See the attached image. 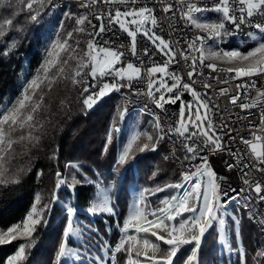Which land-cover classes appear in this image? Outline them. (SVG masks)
I'll return each mask as SVG.
<instances>
[{"label":"snow or ice","instance_id":"snow-or-ice-1","mask_svg":"<svg viewBox=\"0 0 264 264\" xmlns=\"http://www.w3.org/2000/svg\"><path fill=\"white\" fill-rule=\"evenodd\" d=\"M46 0H21L23 8L30 13L27 19L37 21L40 15V9H34V5L39 3L41 8ZM107 5L122 4L124 8L116 7L114 10H107L103 15L90 18L87 13H81L75 18L76 27L72 31H66L64 39H57L51 44L50 50L36 71L35 75L25 80L21 86L20 94L14 98H0V185L7 186L9 183H19V172L9 176V164L15 154L14 144L21 143L30 146L38 143L40 136L36 133L44 128V121L39 114L44 105L45 93L41 85L46 83L48 91L58 80L70 79L73 85H84L81 89V95L87 94L82 103L86 110H90L103 97L112 91L119 92L122 88H133L134 82L141 80V68L128 62L123 66L121 58L130 54L136 57L140 65L144 64V58L151 59L148 47L143 49L142 56L137 51V37L142 35L146 37L155 52L163 57H167L163 64L153 65L146 70L147 83L146 95L151 98L155 108L166 112L165 105L183 106L177 109V119L168 124L165 129L161 123V118L156 113H151L150 123L156 129V134L150 135L147 132L136 133L121 146L117 163L123 165L127 163L132 153L133 145L143 135L146 142L142 146L138 145V150L155 151L157 146L165 141L167 137L173 143L179 139L180 147L184 150L183 161L189 163L197 161L195 172L189 169L181 174L180 180L158 184L153 188H144L139 194L137 200L129 206L126 217L119 227V235L114 244H103L107 249L108 261L103 256H98L92 261V264H112L116 261L117 254L124 253V264H174V258L184 246L191 245L188 249L187 264H200L198 253L200 251L203 239L210 230H215L221 243H227L226 234L229 229L233 234L237 233L241 220L238 213L241 208L248 213L250 220H256L258 223H264V213L253 211L251 205L264 202V183L256 180H249L251 170L255 169L264 173V148L257 142L264 143V138L259 135L254 136L256 142H251L245 137L241 141L249 145L251 153L247 162H240V156L233 152L231 148H225L227 141L218 134L219 129L215 122L209 117L210 100L208 93H200L195 90L197 83L195 76L203 75L197 71L198 66L208 67L212 71H223L217 69L214 63L204 64L205 59L225 60L226 62H240L239 67L229 68L228 72H235L236 78L256 77L264 78V0H214L211 5H201L196 0H178L181 5L175 8L173 4H166L165 13H171L175 20L176 12H179V18L184 25L191 29L198 30L193 32L190 38H185L186 49H182L180 55L185 61L191 59L188 71V82H182L176 70L169 71V65L178 63L177 54L171 47L170 42L157 35L154 28L157 26V18L154 15L153 7H150L151 0L147 3H140V0H101ZM98 3V0H86L81 3L82 8H90ZM11 7V5H9ZM23 11V9H21ZM34 11V14H32ZM205 12H214L215 18L203 17ZM19 13L14 12L12 18H6L0 21V37H3L14 22L18 24L15 17ZM65 15H71L66 13ZM107 18V24H105ZM93 19L99 21V27L93 23ZM89 27H85V24ZM118 26V30L126 33L127 45H121L125 51L100 46L97 37ZM243 27L252 31L246 33L248 40L243 41L247 44L252 41L246 51L238 49L213 50V46L223 42L225 37H230L241 31ZM73 33H86L89 36L86 49L77 52L80 40L77 37L73 43ZM203 33V34H201ZM211 42V43H209ZM108 42L105 41V44ZM15 48V43L11 45ZM9 45L5 43L4 48L0 49V56L10 55ZM61 53H66L62 58ZM189 53H192L189 56ZM75 61V66L71 74L66 73V66L70 61ZM246 62V63H245ZM120 64V67L117 65ZM55 69V72H53ZM87 70V71H85ZM156 74H160L157 79H153ZM104 78H111L110 82H104ZM215 79V77H213ZM91 81V82H90ZM171 81V83H169ZM225 83L227 81H224ZM256 80H249L237 85L238 92L231 97V103L237 104L241 95L249 96L251 89L257 88ZM99 85V86H98ZM205 89L211 85L203 82ZM90 89H96L90 91ZM137 89V94H141ZM40 92L38 95L37 93ZM159 93V96L156 95ZM227 93V89H222L220 94ZM186 94H190L192 100L184 99ZM63 104V101L61 102ZM264 104V84L257 90L255 98H250L249 102L241 101L239 107L241 110H250ZM260 121L264 124V108H261ZM226 125L220 128L226 129ZM250 127H258L250 121ZM113 131H120L113 128L106 134L104 152L108 151V146L113 143ZM230 139L228 131L224 132ZM227 151L235 156L238 161L236 164L229 163L228 170L234 167L242 173L240 179L243 184L240 189L232 185L223 187L221 180L226 177L218 176L210 163V156L220 155ZM175 149L171 156L165 155L168 160L174 157ZM55 157V153L53 154ZM174 162L181 163L179 157H175ZM183 166V165H182ZM66 167L78 169L77 164H66ZM247 169V170H246ZM42 175V173H39ZM153 178L156 172L152 173ZM71 184L66 183V177L60 171L55 173L54 191L50 198L45 202L42 196L37 193L34 196L33 203L29 211L21 221L0 229V245L11 243L14 240H25L26 243L18 245L16 252L7 258L5 264H18L25 261L26 248L32 246L35 240V233L38 227H47L50 224L49 213L52 212V205L58 199V192L62 186L72 187L81 182L75 176L71 177ZM192 187L183 191L187 184ZM98 191L96 199L90 202L86 209L89 214H108L115 215L114 204L108 190L101 188L97 184ZM170 189L181 190L183 195L177 197L168 195L160 200L159 204L153 206L147 197L156 195L160 192H166ZM251 190L255 196L247 195ZM241 198L245 204L237 206L229 212L233 203ZM79 209L74 205L63 208V216L60 219L58 228L60 229V242L58 250L54 257V264H66L70 256L76 255V251L71 247L72 239L83 237L85 232L92 229L85 228L77 219ZM187 213L188 215H184ZM259 217V219H258ZM227 218V219H226ZM144 233L146 235L141 236ZM148 236L155 237L156 241H162L167 248H162L160 244L152 242ZM91 247V245H89ZM238 264H264V245H258L254 250L251 261L247 259L248 253L241 246L238 251Z\"/></svg>","mask_w":264,"mask_h":264},{"label":"trees","instance_id":"trees-1","mask_svg":"<svg viewBox=\"0 0 264 264\" xmlns=\"http://www.w3.org/2000/svg\"><path fill=\"white\" fill-rule=\"evenodd\" d=\"M34 9H40V15L35 22L27 19L30 13L23 8L21 0H0V21L12 18L14 12L19 13L15 17L18 24L14 22V26L10 27L3 37H0V49H3L7 43L11 53L8 56H0V98L17 97L25 80L35 75L44 60L49 37L59 23V17L54 19L46 4L41 8L37 3ZM62 9L74 15L81 14L75 3L66 4L60 10ZM67 25L70 30L74 28L72 22H68ZM13 43H15L14 49L11 48ZM80 89V86L75 87L73 91L67 93L63 112H59L52 118L47 128L39 135L38 143L30 146L21 143L14 144L15 154L8 166V174L11 176L19 172V183L0 185V229H6L25 217L35 194L44 191L47 194V202L54 191L57 171L64 174L70 170L77 180L84 181L86 178L91 181V183L76 184L74 194L75 203L79 209L78 214L82 219L79 223L92 229L86 232L87 240L84 249L87 257L85 260H79L76 255L71 256L66 264H92L98 256H103L104 260L108 261L107 249L102 247V243L114 244L116 242L119 227L132 202L131 188H137L140 193L144 188H153L158 184L168 183L167 179H170L172 174L175 175V180L176 175L181 178L178 166L171 159L169 161V159L162 158L161 155L167 152V146L163 142L157 146L155 151L140 152L130 157L127 163L120 165L117 161L123 131L120 135L117 131H113V143L108 146V151L105 153L106 134L122 123L120 119L122 112L118 115L117 111L124 108L123 103L117 95L112 94L109 98L98 102L93 109L86 110L82 101L87 94L81 95ZM68 163L77 164L80 167L77 170L67 168ZM153 172H156L154 178ZM97 184L108 189L114 204L115 215L97 216L84 212L90 202L96 198ZM173 194L174 190L170 189L149 196L147 199L155 206L161 199ZM58 212L59 210L56 209L54 215L50 214L51 230L44 231L42 227L38 230H41L43 236L48 232V239L42 238L34 250L31 261L28 260V264H54V257L60 242L58 241L60 220L54 222L63 216V213ZM243 222L244 219H242ZM247 224L245 228L242 227L238 241L236 237H233V248L239 251L242 246L248 253L247 259L251 261L254 250L258 245H264V240L252 220ZM140 235L146 234L141 233ZM148 238L160 244L162 248L168 247L163 245L162 241H156L155 237L148 236ZM75 241L72 239L70 244L72 248L78 250L79 243ZM20 244L21 240L17 239L0 245V264H5L7 258L16 252ZM45 245L50 249L45 251L42 248ZM191 247V245L184 246L174 258V264H187L186 257L190 254L188 249ZM198 256L200 264H221L223 259L224 264H228L226 255L220 251L219 239L215 230H210L206 234ZM35 257L37 261L34 263ZM123 257L124 253L117 254V259L112 264H124ZM238 261L237 253L236 261H231L230 264H238Z\"/></svg>","mask_w":264,"mask_h":264},{"label":"built area","instance_id":"built-area-1","mask_svg":"<svg viewBox=\"0 0 264 264\" xmlns=\"http://www.w3.org/2000/svg\"><path fill=\"white\" fill-rule=\"evenodd\" d=\"M71 1V0H69ZM82 2H86V0H80ZM148 0H140V3H147ZM197 3L201 5H211L214 0H196ZM45 4L50 8V10H60L62 5V0H46ZM166 4H173L174 10L175 8L181 7L178 3V0H151L150 7L154 9V15L157 18V26L154 28V31L157 35L163 37L167 41L170 42L173 49L177 54L178 63L170 64L169 71L176 70L177 74L180 76L182 82H188L191 84V81L188 79V71L190 70L189 65L191 64V59L185 61L183 56L180 55L182 49H186L187 45L184 42L185 38H190L193 32H197L196 29H191L184 25V22L179 18V12H176L175 20L172 18L171 13H165L164 7ZM116 7L124 8L122 4H113L107 5L98 0V3L92 5L90 8H86V13L91 14V18L103 15L107 10H114ZM211 13V12H205ZM105 24H107V18H105ZM93 23L99 27V21L93 19ZM252 31L246 27L242 26V29L238 33H242L246 35V33ZM203 34V33H201ZM89 39V36L87 35ZM246 38L247 35H246ZM100 46H105L112 49H118L119 51H125L124 47H120L122 44L127 45L129 38H127L126 33H122L118 30V26L110 29L109 31L102 34L100 37L96 38ZM137 51L141 54L143 53V49L148 47L149 53L151 55V59L144 58V64L140 65L137 61L136 57L127 54L125 57L121 58L123 66L126 67L128 62L134 63V65L141 68V80L139 83L134 82V87L122 88L119 92L112 91L109 94H115L117 96H122V102L125 104V111L129 112L133 110L135 107H142L144 109H149L152 111H160L163 119L166 120L167 125L174 122L177 119V108L172 105H165L167 109L166 112H162L160 109L155 108L151 98H149L145 93L146 83H147V75L146 70L153 65V61L157 64H163L164 60L167 57L161 56L159 53L152 55L155 52V48L151 45V42L147 40L146 37L142 35H138L137 37ZM105 41L108 43L105 44ZM211 43V42H209ZM192 53H189L191 56ZM214 63L217 69H223V71H212L208 67L198 66L197 71L203 73V75L195 76L197 83L194 85L195 90L200 93H208V99L210 100V111L209 117L215 122L217 129H219L218 134L224 137V141H227L225 148H231L233 152L237 153L241 160L240 162H247L249 159V154L251 153V149L249 145H245L241 141V137H245L249 139L251 142H256L254 140L253 133L255 135H259L264 138V124L261 123V108H264V104H260L258 107L250 109V110H241L238 106L241 101L249 102L250 98H255L257 95V90L260 89V86L264 84V78L261 76L256 77H243L233 79L235 76V72H228L227 69L230 67L220 63L219 61H212L209 59L204 60V64H212ZM121 65L118 64L117 67ZM160 74H156L153 79H157ZM215 77V79H213ZM111 78H104V82H110ZM249 80H256L257 88L251 89L249 96L241 95L240 100L237 101L236 105L231 103V97L236 95L238 92H242L241 89L237 88V85ZM224 81H227L226 83ZM91 82V81H90ZM203 82H207L211 85L210 88L205 89L203 87ZM84 86V85H83ZM99 86V85H98ZM137 89L142 90L141 94H137ZM222 89H227V93L221 95L220 92ZM96 89H90V91H95ZM159 96V93H156ZM250 121L253 125H257L258 127H250ZM221 125H226V129L220 128ZM228 131L230 136L234 139H230L228 135H224V132ZM164 143L168 148L169 156L173 153L175 149L174 157L170 159H175V157H179L182 161L178 163V169L183 172H187L191 169L192 172H195V165L197 161H193L189 163L188 161H183L184 150L180 147L179 139L173 143L167 137L165 138ZM210 163L213 167L215 173L220 177H226V180H221V184L223 187H228V185H232L236 189H240L242 186L246 187L243 184V180L240 179L242 175L241 172L237 168H233L228 170L227 165L229 163L236 164L238 161L235 156L230 155L227 151L222 152L217 156L209 157ZM247 170V169H246ZM249 180H256L264 183V173L256 171L255 169L251 170V175L247 177ZM247 195L254 197L255 193L251 190L247 192ZM264 195V192H262ZM241 203H245L241 202ZM257 206L258 213H264V202H260L258 204H252ZM235 208V205H233ZM248 214V213H247Z\"/></svg>","mask_w":264,"mask_h":264},{"label":"rangeland","instance_id":"rangeland-1","mask_svg":"<svg viewBox=\"0 0 264 264\" xmlns=\"http://www.w3.org/2000/svg\"><path fill=\"white\" fill-rule=\"evenodd\" d=\"M49 13L54 19H56V17L57 18L59 17V20H58L59 23L57 24L53 34L49 37L48 46L46 48V52L50 50L51 44L54 43L58 38L59 39H64L66 37V31H72L73 30V29H71V30L69 29L70 27H69V25H67L68 22H72L74 24V27H76L74 21H75V18L77 17V15H74L72 13H68V12H66V10H63V9L62 10H55V11L51 10ZM64 13L65 14L68 13V14H71V15H65ZM81 13H84V12L81 11ZM215 16H216V14L214 12H211V13H208V14L207 13H203L202 14V18L203 17L215 18ZM77 37L80 40V45L77 48V52L79 53L83 49H86L87 41H86V39L84 37V33H73V41H70V43H73L74 40ZM246 40H248V38H239V37H236V36L225 37L223 42H220V43H218V45L213 46V50L238 49L240 51H246L247 48L252 43V41H250V40L248 41L247 44L243 43V41H246ZM171 47H172V45H171ZM46 52H45V56H46ZM65 55H66V53H61V57L62 58ZM217 61H219L220 63H222V64H224V65H226V66H228L230 68H235V67H239L240 66V62H238V61L232 62V63L226 62L225 60H217ZM74 66H75V61L74 60L70 61L69 64L66 66V73L70 75L72 69L74 68ZM85 71H87V70H85ZM53 72H55V69H53ZM169 83H171V81H169ZM79 86H80V88L83 87V85H73L71 83L70 79L58 80L52 86L51 91L47 90L46 83L44 85H41V89L45 93L44 105L46 106V107H44L42 109L41 113L39 114L40 118L44 121V125H45L44 128L42 129V131L47 128L48 124L51 122L53 117H55L59 112H63L64 105H65L64 101H66L67 93H69L70 91H73V88L79 87ZM37 94L39 95L40 92H38ZM108 95H110V94H108ZM8 98H11V97H8ZM102 99H105V97H103ZM62 101H63V104L61 103ZM189 101H191V100H189ZM123 111L125 113H128L124 109H118L117 114L119 115ZM150 116L151 115L146 114L145 112H143V110H134V111L130 112L129 119L127 120V122L123 121V124H127V137L125 138V141H126L127 138L132 137L136 133L147 132L148 134L155 136L156 129L150 123V121L152 120V116L151 117ZM116 119H117V116H116ZM132 119H136V120H132ZM146 126H150V130L149 131L147 130L148 127L146 128ZM42 131L36 133V135L39 136L42 133ZM144 142H146V138L143 135H141L140 139L136 142V144L133 145V149H132V153H130V157L140 153V151L138 150V145L142 146V144ZM257 143H259L261 145V147L264 148V143H261V142H257ZM119 149L121 150V147ZM120 150H119V154H120ZM146 151L147 150H145L144 152H146ZM160 151H163V150H160ZM166 154L169 155L168 151L166 152ZM161 156H162V158H164V155H161ZM169 161H170V159H169ZM68 164H72V163H68ZM69 168H71V167H69ZM74 170H77V169H74ZM64 175L66 177V183L67 184H71L72 183L71 177L74 176V175L70 172V170L65 172ZM75 185H74V190H73L72 187H67V188L64 187V186L61 187V189L58 192V199L54 203L55 205L54 204L52 205V209L53 210H52L51 213H49V218H50V214L54 215L56 213V209L59 210L58 213H63V208L65 206L74 205L75 207H77V204L75 203V196H74ZM100 187L107 189L106 187H103V186H100ZM191 187H192V185L189 183V184H187L185 186L183 191H187ZM183 191L178 190L177 191L178 193L175 196L181 197L183 195ZM131 194H132V197H133L134 202H135L137 200L138 194H139L137 188H135V187L131 188ZM40 195L42 196L43 200L46 202L47 194L43 191V192H40ZM134 202L132 201L131 204L134 203ZM241 202H243L242 199H240L238 202L232 204V207L229 208V212H231L232 209L234 208L233 205H235V207L237 206V203L240 206H243L244 203H241ZM56 205H58V206H56ZM84 212L88 213L86 209L84 210ZM243 213H245V214H243ZM89 215H92V214H89ZM101 215H103V214H97V216H101ZM184 215L187 216L188 214L185 213ZM238 215L240 216L241 223H240L239 229L237 230V233L234 235L232 230L229 229L227 231V234H226L227 243H221L219 241L220 251H221V253L226 255L228 264H230L231 261H236V257H237V253H238V249L233 248V237H236V239L238 241L240 239V237H241V229H242V227L245 228L248 225L247 223L249 221H251L249 219V215L243 210V208H241V211L238 213ZM56 218H57V216H56ZM77 219H78L79 222H80V220H82L81 216L79 214L77 215ZM242 219H244L243 223H242ZM59 220H60V218H57V220L54 223L58 222ZM50 223H51V221H50ZM83 226L86 228L85 224H83ZM51 228H52V225H49L47 227H42V229L44 231H49V230H51ZM39 229H40V227L37 228L36 233L34 234L35 235V240L32 242V246L29 247V248H26L25 261L18 262V264H23V263L24 264H28L29 263L28 260L31 259L32 255L34 253V250H36V246L38 245V243L41 242L42 238L44 237L45 240L48 239L47 238L48 237V232L46 233L45 236H43L41 230L38 231ZM59 240H60V235L58 236V241ZM75 240H76L75 242L79 243L78 246H77L78 250L73 248L76 251L77 259L85 260L86 257H87V252L84 249V246L86 245V240H87L86 232L83 234L82 238L75 239ZM21 243H26V241L25 240H21ZM42 248L45 251L50 249V247H48L47 245L42 246ZM33 261L35 263L37 261V258L35 257L33 259ZM221 264H224V259H223V261H221Z\"/></svg>","mask_w":264,"mask_h":264},{"label":"bare ground","instance_id":"bare-ground-1","mask_svg":"<svg viewBox=\"0 0 264 264\" xmlns=\"http://www.w3.org/2000/svg\"><path fill=\"white\" fill-rule=\"evenodd\" d=\"M69 3H75V6L77 7L78 10H81L84 13H86V8H82L80 6L81 5V1L80 0H71V1H69V0H62L61 8L64 7L66 4H69ZM88 15L91 18V14H88ZM85 27H89L87 25V22L85 24ZM233 36H236V37H239V38H246V35H244L242 33H237V34H235ZM84 37H85L86 41H88V38H87V34L86 33H84ZM212 61H217V60H212ZM117 97L122 101V96H117ZM123 106H124V109H125V104L124 103H123ZM134 110H143V112H145L146 114H149V115H151V113H153V112L156 113L157 115L160 116L162 125H164L165 129L167 128V122H166L165 119H163V116H162V114H160V111H152V110H149V109H144L142 107H135L133 110H130L129 112H132ZM171 161L178 166V163L174 162V159H171ZM241 199L244 202V199L243 198H241ZM251 207H252L253 211H256L257 212V206L251 205ZM258 219H259V217H258ZM252 222L258 228V230H259V232H260V234H261V236H262V238L264 240V223H258L256 220H252Z\"/></svg>","mask_w":264,"mask_h":264},{"label":"crops","instance_id":"crops-1","mask_svg":"<svg viewBox=\"0 0 264 264\" xmlns=\"http://www.w3.org/2000/svg\"><path fill=\"white\" fill-rule=\"evenodd\" d=\"M112 95V94H111ZM111 95H106L105 96V99H107V98H109ZM103 99H101L100 101H102ZM99 101V102H100ZM121 101V100H120ZM96 105V104H95ZM95 105H94V107H95ZM93 107V108H94ZM92 108V109H93ZM124 109V108H123ZM91 110V109H90ZM129 115H130V112H128V113H125L124 111L121 113V116H120V119L122 120V123L120 124V125H118L116 128H118V129H120V131H118V135H120L121 134V132L123 131V138L121 139V142L119 143V148L121 147V145L123 144V143H125L126 141H128V139L129 138H127L126 139V141H125V138L127 137V124H123V120L125 119V121L127 122V120L129 119ZM132 120H136V119H132ZM150 130V126H148V131ZM164 143V142H163ZM165 144V143H164ZM166 145V144H165ZM120 150V149H119ZM150 151V150H149ZM167 151H168V148H167ZM151 152V151H150ZM165 155H167V154H164V156ZM176 180H175V175L174 174H172V176H171V178L170 179H167V181H168V183L169 182H176L177 180H179V175L177 176L176 175ZM171 180V181H170ZM174 190V194L173 195H176L178 192V190H175V189H173ZM75 194V193H74ZM132 201L134 202V199H133V197H132Z\"/></svg>","mask_w":264,"mask_h":264},{"label":"water","instance_id":"water-1","mask_svg":"<svg viewBox=\"0 0 264 264\" xmlns=\"http://www.w3.org/2000/svg\"><path fill=\"white\" fill-rule=\"evenodd\" d=\"M184 99H187L188 101H189V100H192L190 94H186L185 97H184ZM172 106L178 109L179 107L182 106V104L178 102L177 105H172Z\"/></svg>","mask_w":264,"mask_h":264}]
</instances>
